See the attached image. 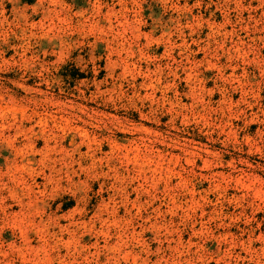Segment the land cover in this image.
<instances>
[{
    "label": "rangeland",
    "instance_id": "obj_1",
    "mask_svg": "<svg viewBox=\"0 0 264 264\" xmlns=\"http://www.w3.org/2000/svg\"><path fill=\"white\" fill-rule=\"evenodd\" d=\"M0 264H264V0H0Z\"/></svg>",
    "mask_w": 264,
    "mask_h": 264
}]
</instances>
